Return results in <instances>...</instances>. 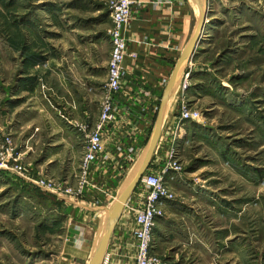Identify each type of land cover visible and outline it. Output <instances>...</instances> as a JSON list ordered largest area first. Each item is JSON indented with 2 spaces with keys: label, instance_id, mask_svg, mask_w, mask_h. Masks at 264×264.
I'll return each mask as SVG.
<instances>
[{
  "label": "rangeland",
  "instance_id": "1",
  "mask_svg": "<svg viewBox=\"0 0 264 264\" xmlns=\"http://www.w3.org/2000/svg\"><path fill=\"white\" fill-rule=\"evenodd\" d=\"M201 3V36L147 169L167 192L150 255L155 264H264V0ZM110 28L106 0H0V264H86L90 241L75 234L86 223L102 235L107 201L137 170L141 159L120 182L105 179L118 186L107 201L91 192L75 207L35 184L77 171L94 123L75 112L84 96L87 113L100 107ZM183 108L197 117L180 118Z\"/></svg>",
  "mask_w": 264,
  "mask_h": 264
},
{
  "label": "built area",
  "instance_id": "2",
  "mask_svg": "<svg viewBox=\"0 0 264 264\" xmlns=\"http://www.w3.org/2000/svg\"><path fill=\"white\" fill-rule=\"evenodd\" d=\"M138 2L146 0H106L111 18L106 92L101 98L98 116L86 134L85 149L77 171L71 177L75 180L68 182L43 179L35 183L41 190L53 194L57 201L60 200L67 205L78 206L80 196L81 198L84 195L90 196L91 192L97 195L95 203H98L101 197H105L107 201L115 188L108 187L105 179L112 174H119L129 163L136 162L146 145L139 143L137 139L142 130L139 121L130 116V111L135 103H141L150 97L151 91L126 80L127 71L123 67V61L127 56L132 59L136 57L135 53L128 51L124 29L130 20L132 7ZM185 75L186 73L184 77ZM165 84L166 82L163 86ZM120 97L123 103L119 102ZM119 113L122 115L119 116ZM195 117L196 112L184 108L180 112V118ZM117 123H119L117 131L125 141L113 140L111 131ZM143 137L147 138V135L144 134ZM162 181L160 175L146 170L135 186L138 192L133 194L135 205L129 203L130 196L125 204V207L130 209L133 220L131 234L136 246V253L130 264L156 262L150 255V248L155 218L160 214L155 205L159 197L167 194Z\"/></svg>",
  "mask_w": 264,
  "mask_h": 264
},
{
  "label": "crops",
  "instance_id": "3",
  "mask_svg": "<svg viewBox=\"0 0 264 264\" xmlns=\"http://www.w3.org/2000/svg\"><path fill=\"white\" fill-rule=\"evenodd\" d=\"M194 13V8L189 0H146V2H138L132 7L131 17L124 29V35L127 39L128 51L135 53L136 57L132 59L131 57L127 56L123 61V67L127 71L126 80H129L135 85H142L151 91V96L147 98L145 103H135L134 106L131 107L130 111V116L139 121L142 134H139L137 139L139 143H142L143 145H147L146 138L143 137L144 134L148 136L147 133L150 132L154 127L153 120L158 103L157 101H159V95L163 93V90L166 86H163V84L169 80L180 54L186 47L194 32ZM143 39L145 42H143ZM190 59L191 56L184 63L185 70ZM172 91L173 89L171 92ZM118 100L120 103H123L121 97L118 98ZM82 102H84L82 107L79 106V111H76L75 114L78 118L83 120H87L89 118V123L93 124L99 113V105L96 112L90 114L87 113V106L89 102L88 97L84 96ZM167 104L163 111V120L159 140L167 122L166 120L168 119L169 112L167 113ZM121 115L122 113H119V116ZM117 127H119V123L115 124L114 129L111 131L113 140L125 141V138H122L119 135L120 133L117 131ZM84 149L85 146L83 151ZM143 155L137 161L142 159ZM136 162L133 165H135ZM131 168H133V166H131ZM127 169H123V171L118 174L117 178L119 179H117V183L120 182L121 178L126 174V172H128ZM152 169L154 168L150 167V171ZM73 170L75 171V167L71 170V172L69 171V173L66 175L67 177H63V179L68 182H72L71 177L72 172H74ZM116 188H118V186H116L115 189ZM133 192L130 194L129 203L135 205ZM116 194L118 195L117 191ZM114 200L115 198L111 201L109 200L110 202L107 201V204H110L108 205L109 207H106L107 209L111 208ZM127 210L128 209L124 205L120 216L110 234L104 253L103 262L100 264H130L133 261L136 252L135 241L131 234L133 220L131 214L127 213ZM104 222H106L105 219L103 220V223ZM98 226L99 225H96V227L93 226L92 228V224L86 226V223H84L81 225V227L84 228L85 233L79 232L75 234V238L78 240L82 239L85 240V242L90 241L89 246L85 245L84 243L81 246L86 247L83 249V251H87L85 257H88L89 259L95 252V249L98 245V238L101 236V234H98V229H96ZM155 230L156 229L154 228L152 236L153 243L155 242L156 236Z\"/></svg>",
  "mask_w": 264,
  "mask_h": 264
},
{
  "label": "water",
  "instance_id": "4",
  "mask_svg": "<svg viewBox=\"0 0 264 264\" xmlns=\"http://www.w3.org/2000/svg\"><path fill=\"white\" fill-rule=\"evenodd\" d=\"M193 1L196 3V5L199 6V16L197 19V24L195 26L194 32L189 42L187 43L186 47L183 49L182 53L180 54L172 70L170 78L163 90L162 97H161L160 104H159V109H158L155 122H154V127L152 129L150 139L147 143L146 150L141 159V162L138 165L137 170L132 176V178L124 186V188L119 192L116 200L113 202L107 214L106 225H105L104 231L99 239L95 252L93 253V256L91 257L88 264H100V262L102 261L108 241H109L110 234L120 216L123 205L128 200L130 194L134 190L141 176L143 175V173L147 170V168L150 165V161H151V158L155 150L157 141L159 139L160 131H161L163 111H164L165 104L167 102V99L169 97L171 90L176 85V81L183 68V64L189 59V57L191 56L198 42L199 35L201 34L202 28L204 25L206 9L202 5L201 0H193Z\"/></svg>",
  "mask_w": 264,
  "mask_h": 264
},
{
  "label": "bare ground",
  "instance_id": "5",
  "mask_svg": "<svg viewBox=\"0 0 264 264\" xmlns=\"http://www.w3.org/2000/svg\"><path fill=\"white\" fill-rule=\"evenodd\" d=\"M197 7H198V9H199V6L197 5ZM203 7V6H202ZM162 126V125H161ZM159 140V139H158ZM157 143H158V141H157ZM157 145V144H156ZM145 148H146V146H145ZM154 153V152H153ZM108 214V213H107ZM105 225H106V222H105Z\"/></svg>",
  "mask_w": 264,
  "mask_h": 264
},
{
  "label": "trees",
  "instance_id": "6",
  "mask_svg": "<svg viewBox=\"0 0 264 264\" xmlns=\"http://www.w3.org/2000/svg\"><path fill=\"white\" fill-rule=\"evenodd\" d=\"M162 94V93H161ZM145 143V142H144ZM58 202V201H57Z\"/></svg>",
  "mask_w": 264,
  "mask_h": 264
}]
</instances>
